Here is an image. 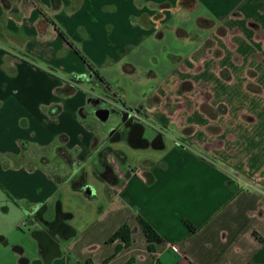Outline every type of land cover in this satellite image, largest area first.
<instances>
[{"label":"crops","instance_id":"obj_1","mask_svg":"<svg viewBox=\"0 0 264 264\" xmlns=\"http://www.w3.org/2000/svg\"><path fill=\"white\" fill-rule=\"evenodd\" d=\"M205 40L213 46L203 54ZM224 43L244 69L217 65ZM256 50L264 63V0H0L1 214H21L0 238L26 246L21 261L4 257L0 244V264H264V64L251 66ZM210 64L229 88L259 94L255 106L237 118L229 101L215 103L197 81ZM92 72L106 96L82 91ZM193 93L186 115L202 118L187 145L183 97ZM88 96L137 110L145 129L153 118L177 123L182 140L163 137L158 150L119 146L129 156L122 185L105 190L89 176V196L48 160L53 147L82 148L77 159L87 162L92 136L76 113ZM221 107L214 117L203 111ZM29 205L44 207L48 221L58 210L70 215L64 245L39 222L27 225ZM141 222L161 238L153 252ZM125 224L131 245L108 242Z\"/></svg>","mask_w":264,"mask_h":264},{"label":"flooded vegetation","instance_id":"obj_2","mask_svg":"<svg viewBox=\"0 0 264 264\" xmlns=\"http://www.w3.org/2000/svg\"><path fill=\"white\" fill-rule=\"evenodd\" d=\"M115 97L114 95L113 98ZM107 110L110 111V115L107 120H103L104 111ZM76 114L84 126L86 125L92 130L95 127L99 134H91V156L89 154L86 158V163L79 162L77 159L82 148L73 149L67 153L57 151L58 156L64 163L62 167L66 170L63 172L64 177L73 185H82L86 188L88 187L86 182L89 176H92L105 185V190H107V185L119 187L123 183L122 176L125 164L129 161V156L119 146L136 150H158L163 147V135L157 133L154 137H147L146 129L143 131L142 128L144 125L135 117V114L139 116V112L126 107L122 103H117L115 99L108 101L97 96H88ZM92 121L98 125L93 126ZM102 137L105 145L100 144ZM87 165L89 166L87 167ZM29 210L28 226H33L39 222L43 227V233L53 237L58 236L59 244L64 245L68 241L70 234L65 221L70 218L69 214L58 210L55 218L48 221L43 217L42 213L45 208L41 205H29ZM43 233L37 232L36 235L40 237L39 241L42 240L41 235ZM34 234L35 232H30V236H34ZM0 244L4 257L17 255L21 261L24 259L25 245L12 246L3 238H0Z\"/></svg>","mask_w":264,"mask_h":264},{"label":"rangeland","instance_id":"obj_3","mask_svg":"<svg viewBox=\"0 0 264 264\" xmlns=\"http://www.w3.org/2000/svg\"><path fill=\"white\" fill-rule=\"evenodd\" d=\"M188 3L190 5V7H193V9H194L193 4H191L190 2H188ZM203 20H204L205 26L212 25V24H210V21L208 19L204 18ZM219 30H220L221 34L226 32V28L223 27L222 25H220ZM204 33L206 35V31ZM183 35H186L190 39H194V40L195 39L197 40L200 38L199 34H197L195 31H192L190 34H187L185 31H183ZM223 45H224V50H225V58L218 60L217 65L219 67H227V68L232 67V68H236L237 70L244 69V67L246 66L245 61L243 60V62L241 64H239L238 61L236 60L235 53L233 52V50L227 44L224 43ZM203 46L204 47H203L201 52H203V54H205L206 48L212 47L213 44L211 43V41L205 40ZM219 52H220L219 50H216V54H218ZM259 52H261V51L260 50L253 51V53L251 54V57L255 53H258L257 55H260ZM199 55H200V53H199ZM251 63H252V65H251L252 67L257 68L258 70L262 71L264 63L257 56H253L251 58ZM210 66H211V64L207 65V68H206L207 70L205 71L204 74H201L198 77L197 81L200 82L202 80L203 82L208 83L211 93L215 96L214 100H213L215 103H218V101L221 98L223 99L222 102H226L227 104H229V102H230L229 106H231L233 108V110L231 112V116L237 117V118L239 117V113L241 110H243L244 108L246 109L250 104H251V107L255 106V104L260 99L259 94H248L244 91L237 92L236 88H233V87L229 88L228 84H227L228 82H224L221 79H219L216 76L215 72L211 71ZM224 73H226V72H224ZM90 80H92V78L91 79L89 78V81L86 80L87 82L83 83V87H82L83 90L82 91H84V90L89 91V89L91 88V89L95 90V93L98 96L99 95H102V96L107 95L100 88L99 83H97V84L93 83L92 84L91 82L93 80L91 82H90ZM193 94H194L193 97L192 98L188 97L187 100L183 97V112H185L183 116H185V118H187L189 120V123H190L186 126L185 129H183V142L186 143L187 145H190L191 143L187 142L186 138L189 137L196 130V128L198 127L197 125H200V118H202L199 114L186 115L187 111H191L190 107L193 105L192 102H194L197 99L196 93H193ZM204 99L207 100L206 98H204ZM185 102H187V104H185ZM186 105L188 106L189 110H186L184 108ZM170 109L171 108H166V111H170ZM177 109H178L177 112L181 111L180 108H177ZM203 111L207 112L210 116L214 117V116L218 115L217 113L222 112V108H218L216 111V114L213 113L212 109H210V108H203ZM251 111H254V110H251ZM177 116H179V115H177ZM91 124L93 126L98 125L94 121H92ZM162 124L163 123H161L160 121L155 120L153 118V120L150 121V124H147V126H146V130H147L146 135L149 137H154L156 134L155 133L156 129H159V131L163 134V137L168 138V140H172L175 142H177L178 140H182L179 131H176V128H175L178 126L177 123H175L173 125H168L166 123L167 126H163ZM84 127H83V130L86 133L89 132L93 135L99 134L98 130L95 127L93 128V130L89 129L86 125ZM199 133L202 134L201 131ZM198 136L202 137L199 134L196 137H198ZM100 144L105 145L103 137H102V139H100ZM48 160H49V164L51 167H59V170H61L62 172L66 171V170H64V167H61L60 164L64 165V163H63L62 159L58 156L57 151L54 150V147L48 152ZM58 165H60V166H58ZM56 172L59 173L58 170ZM3 196L4 195H3L1 188H0V199H2ZM2 205H3L2 202H0V229L4 230L6 232H9L12 230L11 232L13 233L14 232L13 227H15V225L20 222L19 219H20L21 214L19 213V211H16V212H13L14 215H12V217L7 218L1 214V212L3 210ZM10 226H13L12 227L13 229L12 228L10 229ZM17 236H18V233L15 232V235L13 237L16 238Z\"/></svg>","mask_w":264,"mask_h":264},{"label":"trees","instance_id":"obj_4","mask_svg":"<svg viewBox=\"0 0 264 264\" xmlns=\"http://www.w3.org/2000/svg\"><path fill=\"white\" fill-rule=\"evenodd\" d=\"M88 66L90 67V69H92V66L90 64H88ZM96 75H98V73H96ZM222 108V112L225 113L226 109L225 107H221ZM209 131H212L211 126H209L207 128ZM187 227L190 229L191 233H194L196 231V228H194L193 226H191V224H189L188 222H185ZM142 227H143V231L144 234L147 238V240L149 241V251L153 252L155 250V244H159L161 243V238L158 236V234L156 233V231L148 224L141 222ZM118 239H121L125 246H130L131 245V229L129 227V225L125 224L123 225L117 232H115L113 234V236L109 239L108 242H114Z\"/></svg>","mask_w":264,"mask_h":264},{"label":"water","instance_id":"obj_5","mask_svg":"<svg viewBox=\"0 0 264 264\" xmlns=\"http://www.w3.org/2000/svg\"><path fill=\"white\" fill-rule=\"evenodd\" d=\"M94 77V72H92L91 74H90V76L88 77V79L90 78H93ZM87 77L86 76H81V77H79L78 79L79 80H88V79H86ZM104 113H105V116L103 117V120H107L108 119V117H109V115H110V111H104ZM142 128H143V131L145 130V127H143L142 126ZM84 191H85V193L87 194V195H92V194H94V190L92 189V187L91 186H89V187H86L85 189H84ZM59 252L62 254V249L61 248H59Z\"/></svg>","mask_w":264,"mask_h":264},{"label":"built area","instance_id":"obj_6","mask_svg":"<svg viewBox=\"0 0 264 264\" xmlns=\"http://www.w3.org/2000/svg\"><path fill=\"white\" fill-rule=\"evenodd\" d=\"M135 117H136L138 120H140V116H138V115L135 114Z\"/></svg>","mask_w":264,"mask_h":264}]
</instances>
